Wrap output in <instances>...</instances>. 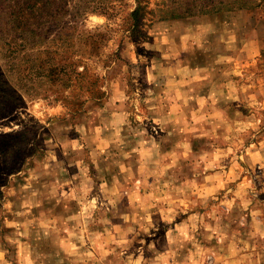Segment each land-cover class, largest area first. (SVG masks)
Listing matches in <instances>:
<instances>
[{
  "label": "rangeland",
  "instance_id": "rangeland-1",
  "mask_svg": "<svg viewBox=\"0 0 264 264\" xmlns=\"http://www.w3.org/2000/svg\"><path fill=\"white\" fill-rule=\"evenodd\" d=\"M137 2L0 0V264H264V0Z\"/></svg>",
  "mask_w": 264,
  "mask_h": 264
},
{
  "label": "trees",
  "instance_id": "trees-1",
  "mask_svg": "<svg viewBox=\"0 0 264 264\" xmlns=\"http://www.w3.org/2000/svg\"><path fill=\"white\" fill-rule=\"evenodd\" d=\"M137 1L138 2L136 7L130 13L132 18L131 28L133 30H137L139 28L145 8V6L141 4L142 3L141 0H137ZM38 5H40V0H27L25 6H22V4H19L17 6L16 10L19 11L12 17L10 21L11 25H9L6 28L8 29L9 35H13L9 39L5 40V44L10 45L7 56L17 60L15 61V63H13L12 67H14L13 72L16 73L18 78L26 79V80H34L35 79L34 75L39 74L43 78V80H45L48 83H52L54 75L56 74V78L64 82L66 79L65 75L67 74L66 68H72L73 66L74 68L73 71H75L76 64L74 62L69 61L66 65L57 64L55 62L56 58L54 57V53L52 51L45 49H42L44 51L40 50L39 45L36 46L37 52L35 54H31L32 52H27L25 50L26 44L23 40L22 34H19V36L13 34L16 30L22 31L23 29H25V31H27V26L30 24V15L39 13ZM223 5L226 4L215 5L209 9L201 8V10H199L200 11L199 13H212L211 11L217 12L221 10L223 7L229 8V6H223ZM182 6L183 9H185L184 11H187V8H184L185 6L183 1H178V2L173 1L171 5L166 6L167 8L161 9L160 19H174L187 15L188 12H184L181 10ZM69 36L70 34L65 35L61 33V37L68 38ZM69 38H71V36ZM72 44L73 42L71 41L70 45ZM33 71L35 72L33 73ZM59 71L61 73L57 75ZM67 77H69L68 74Z\"/></svg>",
  "mask_w": 264,
  "mask_h": 264
}]
</instances>
